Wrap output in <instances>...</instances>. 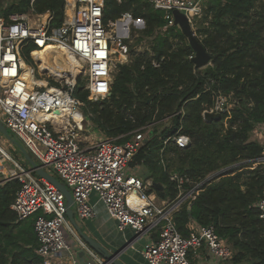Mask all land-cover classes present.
<instances>
[{"label": "trees", "instance_id": "1", "mask_svg": "<svg viewBox=\"0 0 264 264\" xmlns=\"http://www.w3.org/2000/svg\"><path fill=\"white\" fill-rule=\"evenodd\" d=\"M201 4V15L192 19V25L211 59L198 68L179 27L166 26L163 10L147 0H104V24L129 12L144 22L142 32L151 40L143 51L130 48L128 62L117 63L107 97L89 100L84 81L79 79L73 94L83 102L87 119L118 143L128 140L133 130L149 125L129 166L139 168L135 174L144 182L163 186L159 190L151 184L147 190L160 200L177 195L176 183L169 180L171 173L186 178L187 189L236 164L206 181L196 197L174 213L173 222L182 235L200 226H214L232 253L218 259L209 252L213 264L226 260L264 264V222L255 205L264 178L258 167L251 168L246 162L262 151L259 140L251 135L264 123V0H203ZM64 8L65 0H0V17L8 21L10 15L31 9L49 11L51 25L58 26ZM216 94L230 95V117L225 120L222 114L206 121L203 111ZM181 109L182 122L177 114ZM180 123L181 132L189 137L188 145L180 148L171 141L164 145ZM19 186L17 179L0 184V264H42L33 217L18 220L10 208ZM200 253L189 255L192 263Z\"/></svg>", "mask_w": 264, "mask_h": 264}, {"label": "built area", "instance_id": "2", "mask_svg": "<svg viewBox=\"0 0 264 264\" xmlns=\"http://www.w3.org/2000/svg\"><path fill=\"white\" fill-rule=\"evenodd\" d=\"M147 1L165 12L166 26L174 25V9L184 13L190 22L202 12L203 0ZM103 7L104 0H65L63 21L58 26L51 25L49 11L36 13L31 9L10 15L8 21L0 17V111L5 119L4 123L0 121L35 161L45 170L48 167L56 173L69 190L74 214L80 220L95 217L89 202V196L94 193L117 222L118 230L129 227L136 237L156 234V239L147 242L141 250L148 264H194L189 255H198L204 247L213 257L229 258L230 246L213 225L200 226L182 235L173 222V215L196 197L206 181L236 164L209 174L187 189L184 187L187 179L171 173L169 180L176 183L177 195L173 199L157 200L147 192L151 183L144 182L129 166L149 125L133 130L131 137L122 143L117 138L89 142L80 137L87 117L83 102L73 94L79 73L53 72L38 58L36 52L50 44L66 49L83 70L87 98L107 97L117 63L129 61L125 40L130 36V28L126 21L133 18L125 12L117 20L104 24ZM31 13L36 17L34 20L29 17ZM153 64L157 65L155 61ZM25 68L33 83L24 77ZM37 79L45 84L40 85ZM232 107L230 95L216 94L212 105L203 113L225 114L227 120ZM177 114L181 115L182 122L184 111L181 109ZM181 129L180 123L163 144L171 141L180 148L188 145L189 137ZM253 134L261 143L262 151L246 162L251 163V168L258 167L264 178V123ZM0 154L15 168V173L7 174L0 184L9 179L20 182L10 208L18 220L33 217L37 253L42 257V264H64V259L74 254L68 235L78 240L65 214L64 194L4 149H0ZM127 169L131 172L127 173ZM255 205L264 222V189ZM78 242L87 254L85 264H104L95 251Z\"/></svg>", "mask_w": 264, "mask_h": 264}, {"label": "crops", "instance_id": "3", "mask_svg": "<svg viewBox=\"0 0 264 264\" xmlns=\"http://www.w3.org/2000/svg\"><path fill=\"white\" fill-rule=\"evenodd\" d=\"M136 169L138 168H132L133 171ZM146 181L152 184L151 180ZM154 195L156 196V194ZM156 199L160 200L158 196H156ZM89 202L93 205L95 217L93 219L81 220V224L75 219L82 232L100 242L110 253L119 251L118 259H120L125 264H148L144 260L141 250L147 242H151L152 240L156 239V234L136 237L133 230L129 227L125 228L123 231H120L117 228V222L109 216L105 205L97 198L94 193L89 196ZM74 217H76L75 214ZM72 228L78 236V240L89 247L77 233L76 229L73 226ZM68 240L72 245L74 254L65 258L63 263L85 264L84 262L87 259V254L80 246L78 240L76 238L70 237L69 235ZM199 255L200 256H198V260H196L195 264H213L207 247L202 248Z\"/></svg>", "mask_w": 264, "mask_h": 264}, {"label": "water", "instance_id": "4", "mask_svg": "<svg viewBox=\"0 0 264 264\" xmlns=\"http://www.w3.org/2000/svg\"><path fill=\"white\" fill-rule=\"evenodd\" d=\"M172 16H173V24L179 27L181 33L185 36L189 46L194 52V55L191 58L195 66L200 68L209 64L211 59L210 53L204 48V46L196 37L195 32L192 29V24L187 18V16L177 9L172 10ZM203 117L206 121H209L212 119L217 120L221 117V115L219 113H211L205 111L203 113ZM0 133L4 135L8 139V141H10L19 150L25 161L28 163L30 170L35 175L43 178L48 183L54 185L64 194L65 206H66L65 214L68 221L76 229L77 233L87 243V245L93 251H95L101 258H103L104 264H125L120 259H118L119 251L115 253L114 252L110 253L100 242H98L94 238L82 232V230L79 228L75 220L74 211L72 207L73 199L67 187L58 178L50 174L47 170L44 169L42 165H40L37 161H35L30 156L26 148L21 144V142H19L17 139L9 135L6 127L1 121H0ZM152 185L159 190H162L163 188V186L158 182H152Z\"/></svg>", "mask_w": 264, "mask_h": 264}, {"label": "rangeland", "instance_id": "5", "mask_svg": "<svg viewBox=\"0 0 264 264\" xmlns=\"http://www.w3.org/2000/svg\"><path fill=\"white\" fill-rule=\"evenodd\" d=\"M31 20H34L36 17L34 14L29 15ZM2 18V17H1ZM129 24V30H130V36L128 39L125 40L126 44L128 45V48H133L135 51H143L144 49L148 48L149 42L151 40V37L144 36L142 29L144 27V22L142 20L133 19L132 21L128 20L126 21ZM192 24V22H191ZM192 29L194 30V27L192 25ZM140 39V40H137ZM27 65H30L28 61H26ZM27 69V68H25ZM78 79L80 81H84V73L83 70L80 68V72L78 74ZM0 120L4 123V116L2 112L0 111ZM257 128V127H256ZM9 135H14L9 129L7 130ZM146 134V132H144ZM15 137V135H14ZM80 137L86 138L89 142H93L100 138H105V136L98 126L87 119L86 123H84V131L80 134ZM253 138L256 137L255 134L252 133ZM0 149H4L6 152H8L12 158L16 161H18L23 166H26L27 163L25 162L24 158L22 157L19 150L10 142L8 139L0 133ZM25 162V164L23 163ZM13 164L2 154H0V180L7 176V174H14V166ZM28 167V166H26ZM4 170H7V172H4ZM46 170L54 175L56 178V173L51 170V168L46 167ZM130 169H127V173H130ZM136 174L139 173V168L134 171ZM221 174V173H219ZM218 174V175H219ZM59 177V176H58ZM151 196H154V193H151ZM75 219L79 221L81 224V220L76 216ZM71 237V236H70ZM220 264H233L230 260H226L221 262Z\"/></svg>", "mask_w": 264, "mask_h": 264}, {"label": "bare ground", "instance_id": "6", "mask_svg": "<svg viewBox=\"0 0 264 264\" xmlns=\"http://www.w3.org/2000/svg\"><path fill=\"white\" fill-rule=\"evenodd\" d=\"M36 54L38 55L39 59H43V63L46 64L53 72H59L63 70L65 72H71L73 75L80 72L79 63L71 53L66 51V49L50 44L47 45L42 51L36 52ZM24 77L29 83H33L34 79H32L28 69H25ZM37 82L40 85L45 84L42 79H37Z\"/></svg>", "mask_w": 264, "mask_h": 264}]
</instances>
